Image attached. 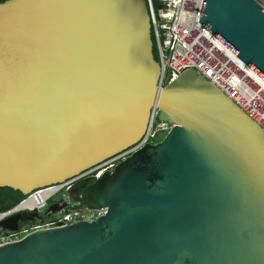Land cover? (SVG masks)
I'll use <instances>...</instances> for the list:
<instances>
[{
    "label": "water",
    "instance_id": "obj_1",
    "mask_svg": "<svg viewBox=\"0 0 264 264\" xmlns=\"http://www.w3.org/2000/svg\"><path fill=\"white\" fill-rule=\"evenodd\" d=\"M198 22L264 80L256 0H203ZM151 35L147 0L0 1V187L26 196L134 145L155 101L173 124L69 189L104 214L1 244L0 264H264V130L195 69L158 94Z\"/></svg>",
    "mask_w": 264,
    "mask_h": 264
},
{
    "label": "built area",
    "instance_id": "obj_2",
    "mask_svg": "<svg viewBox=\"0 0 264 264\" xmlns=\"http://www.w3.org/2000/svg\"><path fill=\"white\" fill-rule=\"evenodd\" d=\"M256 1L264 8V0ZM202 2L147 0L160 65L157 92L159 94L183 71L195 69L264 130V80L198 22ZM158 112L155 101L148 126L134 145L61 183L32 191L9 208L0 209V223L18 216L16 229L0 225V245L18 240L35 229L91 221L104 214L105 207H73L69 189L112 170L145 143L160 141L173 124L158 120Z\"/></svg>",
    "mask_w": 264,
    "mask_h": 264
},
{
    "label": "trees",
    "instance_id": "obj_3",
    "mask_svg": "<svg viewBox=\"0 0 264 264\" xmlns=\"http://www.w3.org/2000/svg\"><path fill=\"white\" fill-rule=\"evenodd\" d=\"M0 1H4V0H0ZM156 0H153V2H155ZM152 37V40H153V46H152V53H153V56L157 59V51H156V46H155V42H154V39H153V35H151ZM94 179H89V181L86 183V184H89L93 181ZM7 189L9 191H13V189L7 187ZM16 191V196L12 199L13 203L16 204L18 203L20 200H22L25 196L20 193L18 190H15ZM5 202V199H2L0 200V204H3Z\"/></svg>",
    "mask_w": 264,
    "mask_h": 264
},
{
    "label": "flooded vegetation",
    "instance_id": "obj_4",
    "mask_svg": "<svg viewBox=\"0 0 264 264\" xmlns=\"http://www.w3.org/2000/svg\"><path fill=\"white\" fill-rule=\"evenodd\" d=\"M89 180H87V182H88ZM86 182V183H87ZM16 196V191L15 190H13V191H9L8 189H7V187H0V200H2V199H5V202L4 203H6V202H11V203H13V201H12V199L14 198ZM3 203V204H4ZM3 204H0V206L1 205H3ZM14 204V203H13Z\"/></svg>",
    "mask_w": 264,
    "mask_h": 264
}]
</instances>
